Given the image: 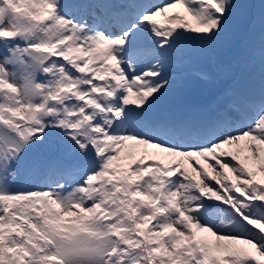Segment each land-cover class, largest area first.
Masks as SVG:
<instances>
[{
  "label": "snow or ice",
  "instance_id": "1",
  "mask_svg": "<svg viewBox=\"0 0 264 264\" xmlns=\"http://www.w3.org/2000/svg\"><path fill=\"white\" fill-rule=\"evenodd\" d=\"M0 264H264V0H0Z\"/></svg>",
  "mask_w": 264,
  "mask_h": 264
},
{
  "label": "rangeland",
  "instance_id": "2",
  "mask_svg": "<svg viewBox=\"0 0 264 264\" xmlns=\"http://www.w3.org/2000/svg\"><path fill=\"white\" fill-rule=\"evenodd\" d=\"M210 55L202 56L196 63L193 64V71L199 68L208 66ZM214 85L201 81L195 76L185 81L182 85L181 92L190 103L207 102L210 98Z\"/></svg>",
  "mask_w": 264,
  "mask_h": 264
}]
</instances>
